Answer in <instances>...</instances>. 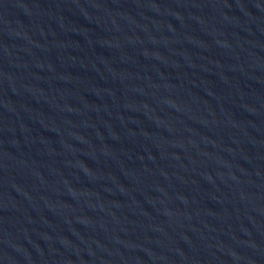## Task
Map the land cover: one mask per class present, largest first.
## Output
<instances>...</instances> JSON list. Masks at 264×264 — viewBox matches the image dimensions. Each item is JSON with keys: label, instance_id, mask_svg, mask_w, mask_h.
<instances>
[{"label": "water", "instance_id": "water-1", "mask_svg": "<svg viewBox=\"0 0 264 264\" xmlns=\"http://www.w3.org/2000/svg\"><path fill=\"white\" fill-rule=\"evenodd\" d=\"M0 264H215L0 118Z\"/></svg>", "mask_w": 264, "mask_h": 264}]
</instances>
